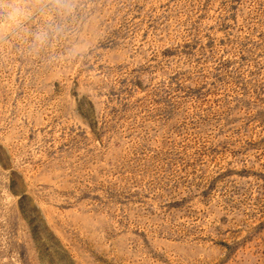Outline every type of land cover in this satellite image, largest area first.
<instances>
[{"label":"rangeland","instance_id":"obj_1","mask_svg":"<svg viewBox=\"0 0 264 264\" xmlns=\"http://www.w3.org/2000/svg\"><path fill=\"white\" fill-rule=\"evenodd\" d=\"M75 5L0 41V264H264V0Z\"/></svg>","mask_w":264,"mask_h":264},{"label":"clouds","instance_id":"obj_2","mask_svg":"<svg viewBox=\"0 0 264 264\" xmlns=\"http://www.w3.org/2000/svg\"><path fill=\"white\" fill-rule=\"evenodd\" d=\"M75 7V0H0V41L22 40L29 55H39L69 35ZM81 52L73 45L66 55L71 58Z\"/></svg>","mask_w":264,"mask_h":264}]
</instances>
